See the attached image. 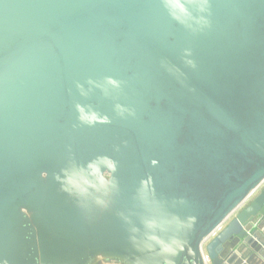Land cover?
<instances>
[{
	"label": "water",
	"instance_id": "water-1",
	"mask_svg": "<svg viewBox=\"0 0 264 264\" xmlns=\"http://www.w3.org/2000/svg\"><path fill=\"white\" fill-rule=\"evenodd\" d=\"M204 251L264 264V0H0V264Z\"/></svg>",
	"mask_w": 264,
	"mask_h": 264
},
{
	"label": "built area",
	"instance_id": "built-area-1",
	"mask_svg": "<svg viewBox=\"0 0 264 264\" xmlns=\"http://www.w3.org/2000/svg\"><path fill=\"white\" fill-rule=\"evenodd\" d=\"M221 228H219L215 233H213L212 237L220 230ZM204 259L206 261L207 264H210V257L209 255L207 254L206 251H204Z\"/></svg>",
	"mask_w": 264,
	"mask_h": 264
},
{
	"label": "clouds",
	"instance_id": "clouds-1",
	"mask_svg": "<svg viewBox=\"0 0 264 264\" xmlns=\"http://www.w3.org/2000/svg\"><path fill=\"white\" fill-rule=\"evenodd\" d=\"M166 250H170V249H166ZM137 264H143V262L138 261ZM168 264H170V262H168Z\"/></svg>",
	"mask_w": 264,
	"mask_h": 264
}]
</instances>
